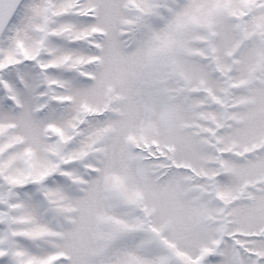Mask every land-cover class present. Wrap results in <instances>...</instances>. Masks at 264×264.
<instances>
[{
	"label": "snow or ice",
	"instance_id": "obj_1",
	"mask_svg": "<svg viewBox=\"0 0 264 264\" xmlns=\"http://www.w3.org/2000/svg\"><path fill=\"white\" fill-rule=\"evenodd\" d=\"M0 264H264V0H0Z\"/></svg>",
	"mask_w": 264,
	"mask_h": 264
}]
</instances>
